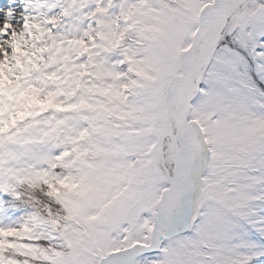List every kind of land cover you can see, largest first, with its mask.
Returning a JSON list of instances; mask_svg holds the SVG:
<instances>
[{
	"label": "snow or ice",
	"instance_id": "snow-or-ice-1",
	"mask_svg": "<svg viewBox=\"0 0 264 264\" xmlns=\"http://www.w3.org/2000/svg\"><path fill=\"white\" fill-rule=\"evenodd\" d=\"M0 264H264V0H0Z\"/></svg>",
	"mask_w": 264,
	"mask_h": 264
}]
</instances>
